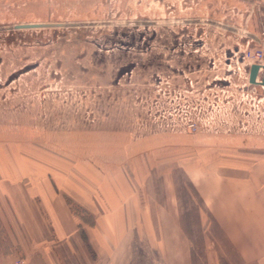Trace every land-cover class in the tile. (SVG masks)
Returning a JSON list of instances; mask_svg holds the SVG:
<instances>
[{"label":"rangeland","instance_id":"rangeland-1","mask_svg":"<svg viewBox=\"0 0 264 264\" xmlns=\"http://www.w3.org/2000/svg\"><path fill=\"white\" fill-rule=\"evenodd\" d=\"M231 1L0 0V187L37 200L36 186L59 185L82 227L54 242L49 220L26 230L0 194V261L29 264L53 247L63 264L96 262L95 216L66 194L136 175L157 199L170 177L193 264H208L209 247L231 248L189 174L223 164L264 171V87L249 82L264 60L244 59L264 50V3ZM25 23L76 26L5 29ZM130 245V264L162 261L145 239Z\"/></svg>","mask_w":264,"mask_h":264},{"label":"crops","instance_id":"crops-1","mask_svg":"<svg viewBox=\"0 0 264 264\" xmlns=\"http://www.w3.org/2000/svg\"><path fill=\"white\" fill-rule=\"evenodd\" d=\"M189 174L207 211L206 220L215 221L231 244L230 249L219 246L220 251L209 247L207 253L214 255L209 257L208 264H223V260L226 264H264V171L257 172L245 165L223 164L197 168ZM165 180L167 196L163 199L151 196L146 182H141L137 175L126 181V185L124 181H113L110 186L102 182L90 183L82 192L75 189L66 194L95 216V225L87 235L96 248L97 260L87 264L133 263L134 248L130 245L133 237L145 239L152 254L158 251L163 255L158 264H193L194 250L187 219L183 216L175 185L170 184V177ZM0 194L10 201L17 220L27 224L26 230L28 222L43 223L47 219L52 223L54 242L77 238L79 219L71 211L59 185L36 186L37 200L26 197V193L19 194L20 199H16L12 192L7 193L2 187ZM198 221L203 226V212ZM41 236L48 238L46 231ZM219 252L229 253L231 258H224ZM35 254L34 262L29 264H63L56 258L53 247H41ZM176 255H179L178 260ZM148 257V264H157L153 258L149 261L150 254Z\"/></svg>","mask_w":264,"mask_h":264},{"label":"water","instance_id":"water-1","mask_svg":"<svg viewBox=\"0 0 264 264\" xmlns=\"http://www.w3.org/2000/svg\"><path fill=\"white\" fill-rule=\"evenodd\" d=\"M69 26H76V25L63 24V23L18 24L14 26H8L5 29L8 31H21V30L57 29V28H63ZM261 69H263L264 72V67H260L259 65H252L250 67L249 82L251 85L264 87V74L261 78L260 83L258 82V76L260 74Z\"/></svg>","mask_w":264,"mask_h":264},{"label":"built area","instance_id":"built-area-1","mask_svg":"<svg viewBox=\"0 0 264 264\" xmlns=\"http://www.w3.org/2000/svg\"><path fill=\"white\" fill-rule=\"evenodd\" d=\"M244 59L246 62H248L249 66H251L252 63H259L264 60V50L260 49L257 51H248V53L244 54ZM263 73V71H262ZM259 79V76H258ZM0 264H2L0 262ZM10 264H26L24 259H17L16 261L10 263Z\"/></svg>","mask_w":264,"mask_h":264},{"label":"trees","instance_id":"trees-1","mask_svg":"<svg viewBox=\"0 0 264 264\" xmlns=\"http://www.w3.org/2000/svg\"><path fill=\"white\" fill-rule=\"evenodd\" d=\"M66 201H67V204H69V205L72 204V201H71L69 198H67ZM89 224H90L91 226H93V222H91V223H89ZM79 229L82 230V227H79ZM81 232H83V231H81Z\"/></svg>","mask_w":264,"mask_h":264},{"label":"bare ground","instance_id":"bare-ground-1","mask_svg":"<svg viewBox=\"0 0 264 264\" xmlns=\"http://www.w3.org/2000/svg\"><path fill=\"white\" fill-rule=\"evenodd\" d=\"M256 65H259L260 67H264L263 64H256ZM262 71H263V69H261L259 76H260L261 74H264V72L262 73ZM260 81H261V80L258 79V82H259V83H260Z\"/></svg>","mask_w":264,"mask_h":264}]
</instances>
